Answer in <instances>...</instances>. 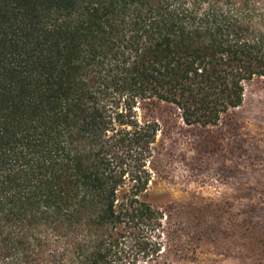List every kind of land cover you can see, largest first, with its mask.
I'll use <instances>...</instances> for the list:
<instances>
[{
	"label": "trees",
	"instance_id": "16d2710c",
	"mask_svg": "<svg viewBox=\"0 0 264 264\" xmlns=\"http://www.w3.org/2000/svg\"><path fill=\"white\" fill-rule=\"evenodd\" d=\"M262 78L264 0H0V264H165L158 135Z\"/></svg>",
	"mask_w": 264,
	"mask_h": 264
},
{
	"label": "rangeland",
	"instance_id": "374dc122",
	"mask_svg": "<svg viewBox=\"0 0 264 264\" xmlns=\"http://www.w3.org/2000/svg\"><path fill=\"white\" fill-rule=\"evenodd\" d=\"M157 145L168 156L143 199L168 211L164 226L177 231L165 235L161 262L178 261L175 246L186 244L197 248L188 257L193 264L262 262L264 78L246 84L242 105L217 125L181 124L170 135L159 134Z\"/></svg>",
	"mask_w": 264,
	"mask_h": 264
}]
</instances>
